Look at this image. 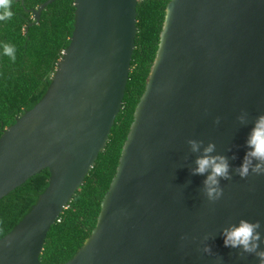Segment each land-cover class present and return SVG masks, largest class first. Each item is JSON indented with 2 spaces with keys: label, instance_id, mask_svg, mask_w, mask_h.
Wrapping results in <instances>:
<instances>
[{
  "label": "water",
  "instance_id": "obj_1",
  "mask_svg": "<svg viewBox=\"0 0 264 264\" xmlns=\"http://www.w3.org/2000/svg\"><path fill=\"white\" fill-rule=\"evenodd\" d=\"M57 0L33 10L36 25ZM69 48L52 84L0 138V201L49 170L27 217L0 240V264H42L47 237L94 169L123 110L138 0H75ZM264 116V0H171L147 90L98 225L66 264H264V169L241 168ZM193 143L198 146L193 151ZM209 145L226 159L218 198L194 175ZM259 224L254 252L225 229ZM205 249H210L206 252Z\"/></svg>",
  "mask_w": 264,
  "mask_h": 264
},
{
  "label": "trees",
  "instance_id": "obj_2",
  "mask_svg": "<svg viewBox=\"0 0 264 264\" xmlns=\"http://www.w3.org/2000/svg\"><path fill=\"white\" fill-rule=\"evenodd\" d=\"M49 0H13V20L0 25V42L17 49L13 64L0 57V138L19 117L44 98L69 48L76 22L75 0H57L42 13L39 24L33 15ZM171 0H138V34L123 110L105 150L73 201L51 229L41 256L42 264H66L92 236L102 204L117 175L135 113L147 90V82L161 43ZM49 170L0 201V240L10 234L32 211L49 187Z\"/></svg>",
  "mask_w": 264,
  "mask_h": 264
},
{
  "label": "clouds",
  "instance_id": "obj_3",
  "mask_svg": "<svg viewBox=\"0 0 264 264\" xmlns=\"http://www.w3.org/2000/svg\"><path fill=\"white\" fill-rule=\"evenodd\" d=\"M18 6L13 4V0H0V25L7 24L13 20L14 8ZM0 57H6L11 63H15L17 59V49L14 45L7 42H0ZM247 147L251 151L246 153L245 160L239 169L241 178H246L249 173V168L252 165V159H256L258 163L253 169L254 172L260 173L264 169V116L257 119L255 126L247 140ZM198 146L193 143V151H197ZM214 150V146L209 145L205 149L202 157L196 160L197 167L194 175H203L209 170L211 174L205 180V187L209 198H218L221 192L218 191V178L228 179L229 166L225 158L212 157L209 155ZM259 224H252L246 221H241L239 227H231L225 229L222 233L224 237V247L238 248L242 247L245 252H254L258 247L260 235L256 231ZM209 252L210 249H205ZM260 258L264 260V253H258Z\"/></svg>",
  "mask_w": 264,
  "mask_h": 264
}]
</instances>
